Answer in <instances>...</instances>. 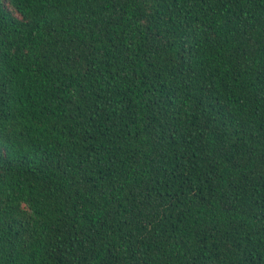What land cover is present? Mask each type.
Listing matches in <instances>:
<instances>
[{
	"label": "trees",
	"instance_id": "16d2710c",
	"mask_svg": "<svg viewBox=\"0 0 264 264\" xmlns=\"http://www.w3.org/2000/svg\"><path fill=\"white\" fill-rule=\"evenodd\" d=\"M0 264H264V0H0Z\"/></svg>",
	"mask_w": 264,
	"mask_h": 264
}]
</instances>
